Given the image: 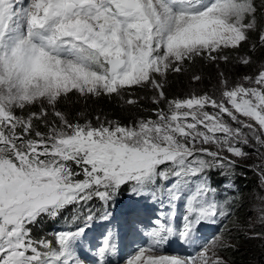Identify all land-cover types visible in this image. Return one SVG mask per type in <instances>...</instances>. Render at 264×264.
Segmentation results:
<instances>
[{
	"label": "snow or ice",
	"instance_id": "6c2138e0",
	"mask_svg": "<svg viewBox=\"0 0 264 264\" xmlns=\"http://www.w3.org/2000/svg\"><path fill=\"white\" fill-rule=\"evenodd\" d=\"M261 18L264 0H0V264H85L83 242L94 225L104 230L92 244L93 264H112L118 253L121 264H225L215 249L226 245L206 233L229 213L205 173L235 167L222 153L246 157L249 137L257 151L264 148V70L244 77L248 86L228 87L221 73L219 98L166 101L167 112L157 109L156 120L134 126L73 124L57 106L69 94L122 97L137 87L156 90L159 104L169 72L197 59L227 61L225 50L239 49L251 32L264 46ZM32 106L39 110L26 118L13 111ZM34 120L48 131L36 130ZM126 185L133 196L166 200L172 209L147 231L133 209L124 221L138 238L131 252L123 235L96 224L112 222L108 209ZM93 197L104 212L73 217L74 230L54 234L56 247L31 237L30 225ZM177 246L194 254H156Z\"/></svg>",
	"mask_w": 264,
	"mask_h": 264
},
{
	"label": "trees",
	"instance_id": "16d2710c",
	"mask_svg": "<svg viewBox=\"0 0 264 264\" xmlns=\"http://www.w3.org/2000/svg\"><path fill=\"white\" fill-rule=\"evenodd\" d=\"M261 2L262 0H256L257 6ZM260 23L262 25L264 24V18H261ZM259 37L260 33L258 31L251 32L250 39L242 42L239 49H226L227 61L220 60L212 62L206 59H197L194 62H188L186 69L181 73L169 72L164 81L163 89L166 100H161L159 104L153 103L152 100L153 96L158 95L156 90L137 87L126 90L122 97L116 94L111 96L101 95L99 97H83L78 94H69L68 98L63 99L58 104L57 110L64 113L66 118L73 124L79 123L84 125L90 122L92 126L97 127L100 123L106 124L108 121H114L118 122L121 126H134L140 120H156L155 111L157 109H163L167 112L168 103L166 101L183 100L193 94L201 96L205 93L219 98L221 95V73L227 79L228 87L235 86L239 83L248 86L249 82H245L243 79L245 75L254 78L259 74V69L264 65V46L260 45ZM253 45H255V48H253ZM243 57H249L250 62L248 64L241 63L240 61ZM194 75L200 76L201 79L194 80ZM129 99H134L137 102L129 104L127 103ZM38 110V106H32L23 110L16 108L14 109V113L17 116L26 118L29 112ZM205 110L210 113L215 111L210 107H207ZM97 117H99V120ZM48 120L49 122H55L57 125L60 123L58 118L51 114ZM229 122L233 127H238L230 119ZM33 126L40 132L48 131V127L42 121L34 120ZM242 131L246 132V129L242 128ZM206 147L216 150L215 145H206ZM256 147V142L251 137H249V144L243 146V151L248 153V159L256 161L255 165L252 162L245 161V166L236 164L233 168H212L205 173L215 184L222 183L223 181H231L235 185V195H230L234 199L229 206V210L233 206H235L236 210L234 214L235 222L231 227V232L229 231L233 238L237 239L238 248L229 250L231 254L230 259L235 263L254 258V264H264V240L262 237H248L244 231L235 230L236 225L242 226L243 222L247 220L249 216L248 205L254 199L255 195H260L264 192V148H260L257 151ZM222 155L225 156V152ZM229 159L232 160L231 158ZM252 166L253 168H251ZM130 195L128 186H123L116 195L114 207L108 209L110 212H113V216L118 214V217L123 218L127 214H124L123 210L127 206ZM220 196L219 193H215V199ZM102 205V201L97 197H93L92 200L87 202V205H73L70 206V209H78L82 216L87 215L88 209L90 208L99 217L105 210ZM116 219L114 217L113 221L116 222ZM31 227L35 236L41 239L49 235L53 225L47 218L43 217L38 221L37 226L33 225Z\"/></svg>",
	"mask_w": 264,
	"mask_h": 264
},
{
	"label": "rangeland",
	"instance_id": "374dc122",
	"mask_svg": "<svg viewBox=\"0 0 264 264\" xmlns=\"http://www.w3.org/2000/svg\"><path fill=\"white\" fill-rule=\"evenodd\" d=\"M259 70L260 71L264 70V65L261 66ZM246 76L249 77L248 75H245V77ZM245 82H248V81H245ZM220 84H221V80H220ZM242 119H244L245 122L255 124L254 121H248L247 118H242ZM247 131L248 129H246V132ZM225 156H227L228 158H231L232 160H235L236 164L239 166H245L246 164L245 161H249V163L252 162V164L254 165L256 162L255 160H252V159L249 160L248 155L244 158L234 157L232 156V154L225 151ZM251 168H253V166ZM144 206H148L150 209L149 210L143 209ZM126 208L128 209L129 214L132 213L133 209L139 210V215L138 217H136V219L142 220L144 222L142 225H139V227H141L144 231H147L150 226H155L154 221L157 217L161 216V213H168L169 211L172 210L170 206L167 204L166 200H165V203L162 205L158 201H154L150 198L142 199L141 197H136V196H133L132 194L130 196L129 201L127 202ZM248 208H249L248 209L249 216L247 220L243 222L242 226L236 225L235 230L244 231L245 235H247L248 237H256V238L262 237V239L264 240V192L260 195L256 194L254 199L249 203ZM63 210L64 212L60 213L56 218H54V220L50 221L48 219L53 225V228L47 237L41 238V239L51 241L52 245L53 246L55 245V247L57 245H56V237L54 234L60 230H70L72 226L71 220L69 217L68 206ZM175 211L177 212V217H178L179 214L183 211V209H181L179 207V204H177ZM227 212L229 214L226 217L220 218L222 222L228 221L227 224L224 225L222 232L216 231V230H208L206 233L209 240H211L213 237H219L222 243L226 245V247H218L215 249L217 256L221 257L223 261L225 262V264H254V258H251L250 260H247V261L242 260L241 262H236V263L234 261H231L230 259L231 254L229 253V250L238 248L237 242H236L237 239L233 238L231 233H229V231L231 232V227L234 225V222H235V219H234V214L236 212L235 206H233L230 211L227 210ZM173 219L175 222L176 217H174ZM107 223L109 222L107 221ZM109 225L110 224H108L107 226L109 229H113L118 234H121L124 236L123 245L125 247V250L128 252H131L132 247H133L132 241L138 238L135 237L134 235L129 234L128 225L123 222L122 224H120L119 229L112 228L111 226L109 227ZM103 230L104 229H102L101 231ZM101 231L99 232L93 231L89 233V239L83 242V255H81L80 258L85 261V264H93V257L95 255V249L92 248V244L99 242V233ZM31 237L34 240H41L35 236V234L33 233L32 227H31ZM140 244L141 245L143 244L142 240L140 241ZM190 253L194 254L192 249L186 250L184 248H180L177 246L175 248H166L164 253H156V254H169V255L179 254L182 256H188ZM146 256H147V253H146ZM209 256H211V251L209 252ZM110 259L112 261V264H121L119 253L116 256L110 257ZM124 264H126V261L124 262Z\"/></svg>",
	"mask_w": 264,
	"mask_h": 264
}]
</instances>
